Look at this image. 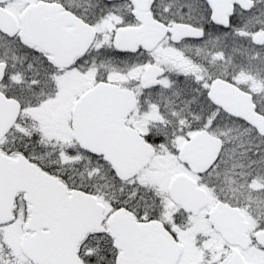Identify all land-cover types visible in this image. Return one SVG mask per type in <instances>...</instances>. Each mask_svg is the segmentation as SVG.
Instances as JSON below:
<instances>
[{
  "label": "snow or ice",
  "instance_id": "6c2138e0",
  "mask_svg": "<svg viewBox=\"0 0 264 264\" xmlns=\"http://www.w3.org/2000/svg\"><path fill=\"white\" fill-rule=\"evenodd\" d=\"M0 264H264V0H0Z\"/></svg>",
  "mask_w": 264,
  "mask_h": 264
}]
</instances>
